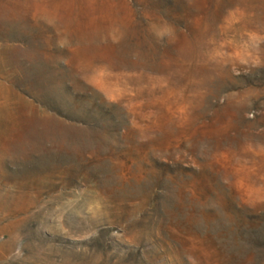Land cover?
I'll use <instances>...</instances> for the list:
<instances>
[{"label":"rangeland","instance_id":"1","mask_svg":"<svg viewBox=\"0 0 264 264\" xmlns=\"http://www.w3.org/2000/svg\"><path fill=\"white\" fill-rule=\"evenodd\" d=\"M0 264H264V0H0Z\"/></svg>","mask_w":264,"mask_h":264}]
</instances>
